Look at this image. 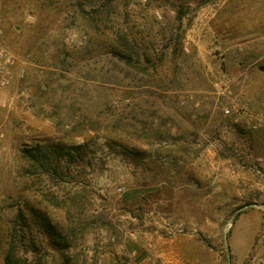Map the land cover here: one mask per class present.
I'll return each instance as SVG.
<instances>
[{"label":"rangeland","instance_id":"obj_1","mask_svg":"<svg viewBox=\"0 0 264 264\" xmlns=\"http://www.w3.org/2000/svg\"><path fill=\"white\" fill-rule=\"evenodd\" d=\"M0 46V264H264V0H0Z\"/></svg>","mask_w":264,"mask_h":264},{"label":"built area","instance_id":"obj_2","mask_svg":"<svg viewBox=\"0 0 264 264\" xmlns=\"http://www.w3.org/2000/svg\"><path fill=\"white\" fill-rule=\"evenodd\" d=\"M14 58L0 46V96L11 85L14 78Z\"/></svg>","mask_w":264,"mask_h":264},{"label":"water","instance_id":"obj_3","mask_svg":"<svg viewBox=\"0 0 264 264\" xmlns=\"http://www.w3.org/2000/svg\"><path fill=\"white\" fill-rule=\"evenodd\" d=\"M224 244H225V248H226V251H228V244H227V242H226V234L224 235ZM227 260H228V263H229V261H230V257H229V255H227Z\"/></svg>","mask_w":264,"mask_h":264}]
</instances>
